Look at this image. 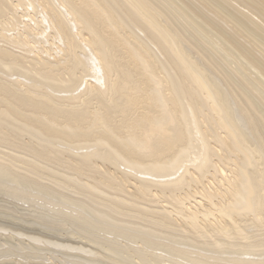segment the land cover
I'll list each match as a JSON object with an SVG mask.
<instances>
[{
	"label": "bare ground",
	"instance_id": "6f19581e",
	"mask_svg": "<svg viewBox=\"0 0 264 264\" xmlns=\"http://www.w3.org/2000/svg\"><path fill=\"white\" fill-rule=\"evenodd\" d=\"M0 264H264V0H0Z\"/></svg>",
	"mask_w": 264,
	"mask_h": 264
},
{
	"label": "rangeland",
	"instance_id": "374dc122",
	"mask_svg": "<svg viewBox=\"0 0 264 264\" xmlns=\"http://www.w3.org/2000/svg\"><path fill=\"white\" fill-rule=\"evenodd\" d=\"M193 201H196V200H193Z\"/></svg>",
	"mask_w": 264,
	"mask_h": 264
}]
</instances>
